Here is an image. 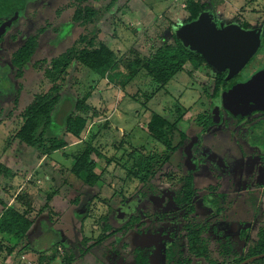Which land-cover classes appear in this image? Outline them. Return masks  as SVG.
<instances>
[{"label": "rangeland", "instance_id": "obj_1", "mask_svg": "<svg viewBox=\"0 0 264 264\" xmlns=\"http://www.w3.org/2000/svg\"><path fill=\"white\" fill-rule=\"evenodd\" d=\"M72 1H75L76 5L66 9V5ZM178 2L185 4L186 0H88L84 5L99 12L95 23L102 31L100 38L108 39L110 48L119 56L135 49L139 55L150 57L174 34L163 15ZM79 6V0H27L24 12L18 17L19 21L12 25L0 44V70L7 69L10 74L13 72L11 56L25 44L28 37L37 34L41 28H46L40 39V48L31 64L26 67L24 77L19 78L17 74L7 75L8 77L5 75L4 80L8 78L9 82L0 78V162L16 173L15 180L0 176V190H5L0 196L9 202L10 206L25 213L28 209L15 201L20 193L25 194L23 186L31 185V192H34V184L45 188L41 194L40 206L34 205V209L28 214L30 220L34 221V230L30 234L29 242H22L19 249L13 251L17 240L0 235V264H36L40 258L35 250H46L47 254H55L57 260L54 264H63L65 249L71 248L77 252L82 237L96 240L100 236H104L105 241L75 264H114L117 260L119 264H124L129 249L137 247L136 232L128 230L124 235H113L103 232V228L111 213L120 212L144 190L145 183L127 177L128 173L124 168H131L129 157L150 153L156 154L160 160L164 155L168 157L158 174L149 181V186L157 187L159 194H166L169 200L165 209L157 213L165 220L154 222L156 226L148 227L146 234H177L184 246L185 256L189 257L187 240L178 234L182 227L193 221L203 224L206 219L219 215L215 205L213 206V200H218V195L232 194L231 202L236 205L238 199H242L240 196L245 194V211L250 219L254 217L252 222L239 225L236 232L231 233V223L214 221L210 223L207 235L211 241V260L236 264L246 257L249 246L256 241L258 231L264 224V160L260 161L257 157H264V135L258 136L251 131L245 134L240 131L237 137L234 125L230 124L237 117L232 118L233 115L226 109L216 110V87L220 78L214 69L195 70L188 64L184 73L178 75L163 91L155 94L151 91L150 79L144 73L125 89H120L107 78L92 71L78 67L70 68L71 76L61 94L70 98L74 104L80 102L92 107L89 114L91 117L95 115L93 119L101 126L97 146L102 149L105 157L93 156V161L96 172L104 173V181L98 182L93 188L71 176L62 175L64 170L73 165L71 154L79 146L70 148L67 151V154H70L68 157L61 153L53 154L51 161L54 163L49 161L54 165V169L50 170L53 172L45 169L48 166L43 161L38 162L41 156H36L33 149L18 143L8 148V141L21 121L20 115L36 95L50 92L53 84L45 76V72L53 71L52 60L68 50L79 35L80 30L75 35L69 33L72 29V14ZM215 11L217 15L218 9L215 8ZM218 19V25H238L240 21H249L248 29L264 28V0H224L218 12ZM1 20L8 21V18L2 17ZM239 25L244 28L243 24ZM221 103L224 105L222 99L219 105ZM67 109L65 104L61 107V118ZM147 109L169 119H173L177 109L185 110L178 124L179 128L187 134L194 146L210 151H205L208 167L203 169V166L198 164L195 168L201 176L197 179L195 212L189 216H186L185 209L176 207L172 200L184 186L185 157L181 151L170 153L140 131L137 124ZM207 119L217 122L216 127L203 126L201 123L207 122ZM248 121L247 124L251 125L254 120ZM107 123L106 127L104 124ZM221 126L223 127L220 131ZM239 129L236 128V131ZM113 157L116 162L108 165V159ZM230 164L235 167L226 171L231 169ZM191 167V163H188V168ZM24 170H27V174ZM37 170L41 172L38 176L35 175ZM206 172L209 178L204 175ZM211 172L214 175L223 172L225 182L213 180ZM21 180H25L23 185ZM212 184H224L223 189L217 193L208 191ZM145 185L147 186V183ZM37 186L35 185L36 189ZM145 190H148V187ZM49 195L53 196L50 217L47 211L40 213ZM206 197L211 199L206 200ZM147 201H144L145 204ZM223 208L224 212L225 209L228 210L225 215L230 219L237 214L236 207ZM88 210L89 215L84 219ZM138 213L147 215L143 211ZM221 215L224 216L223 212ZM110 220L114 225L113 230H118L120 226L113 218ZM145 222H148L147 219ZM215 228L217 230H214ZM242 232L246 233V237ZM58 242L62 245L54 249L55 243ZM28 243L31 251L19 253L20 249L29 246ZM226 243L230 244L231 250L225 248ZM169 244L170 242H164L152 252V264L164 263L163 251ZM228 250L229 255L221 256V252ZM191 259L192 264H210L203 259Z\"/></svg>", "mask_w": 264, "mask_h": 264}, {"label": "trees", "instance_id": "obj_2", "mask_svg": "<svg viewBox=\"0 0 264 264\" xmlns=\"http://www.w3.org/2000/svg\"><path fill=\"white\" fill-rule=\"evenodd\" d=\"M26 1L0 0V27L6 25L8 22L1 20L2 17L7 16L9 20L14 16L15 12L23 13ZM87 1L79 0L80 6L72 14V29L69 33L70 35L73 33L75 35L80 30L79 35L74 39L72 46L68 50L59 58L52 60L53 71L45 72V76L53 84L50 92L36 95L33 102L23 111L20 115L21 121L17 126L18 129L13 132L12 137L8 141V148H12L13 145L18 143L39 152L41 157L52 156L55 153H61L68 157L70 154H67V151L73 146H79L71 154L73 165L64 170L62 175L71 176L77 181L93 188L98 182L104 181V173L98 174L96 172V165L93 161V156L105 157L102 149L97 146L101 126L93 119L95 115L91 117L89 114L92 107H88L80 102L74 104L70 98H65L61 94V90L65 87L71 76L69 69L73 67L87 69L103 78H107L111 84H115L120 89H125L144 73L150 79L151 91L155 94L161 92L178 75L184 73L185 66L188 64L195 70L211 68L200 54L191 52L183 46L182 42L176 38L175 30L196 21L201 14L209 11L214 16L215 22L218 23V12L224 4V0H186L185 4L178 2L176 5H173L164 13L163 19L174 30V34L150 57L139 55L135 49H131L126 55L119 56L115 50L110 48L108 39L100 38L102 31L95 23L99 12L93 7L85 6L84 4ZM75 5L76 2L72 1L66 5V9L73 8ZM215 8L218 9L217 15L215 14ZM239 24L244 25V30H251L248 29L250 26L249 21H240ZM239 26L241 27V25ZM45 32L46 28H41L37 34L26 39L25 44L11 56L10 64L13 72L8 74L7 69L0 70V78L2 80L6 78L5 75L17 74L19 78L24 77L26 67L31 64L39 50L40 39ZM3 40L4 37L0 39V44ZM132 56L135 58L131 59ZM218 75L220 80L216 87V106L220 98H222L225 105L228 87L227 82L223 79L224 75L221 73H218ZM4 82H9V79L7 78ZM0 88H2L1 85ZM64 104L68 106V109L63 114L64 117L61 118L60 113L63 110H60ZM218 107H220L219 104ZM225 108L227 109L226 105ZM228 111L236 116L230 110ZM184 112L185 110L177 109L173 119H169L147 109L143 118L139 120L137 127L150 139L161 144L167 151H170V153L173 154L178 151L183 153L184 146H187L186 144L190 141L187 134L178 126ZM104 125L107 127L108 123ZM206 125H212L210 119H207ZM191 152H188V149L184 150V155L185 157L187 156V159H189ZM129 159L132 163L131 168H124L128 173L127 177L129 176L132 178L131 180H137L143 184L147 183V186L144 184L143 188L145 190L148 187V190H141L139 192V199L145 200L149 199V196H158V190L153 186H149V181L158 174L165 161L168 160V157L164 155L160 160L156 154L150 153L137 157L132 155ZM113 162H116L115 157L108 159V165H111ZM0 176H3L5 179L11 178V180H15L16 173L0 162ZM4 192L5 190H0V195ZM197 194L198 191L196 190L193 173L191 169H186L184 186L181 192L173 196V203L176 207L185 209L186 216H189L195 212L193 201ZM52 200V195L46 197V202L41 208L40 213L47 211L48 216H51L50 203ZM15 201L26 207L28 211L22 213L16 207L8 206L6 200L0 196V235L17 240L16 246L12 249L13 251L15 249L18 250L19 244L22 242H29L30 234L34 230V221H31L28 217L29 212L34 209V198L28 194L20 193ZM111 214L114 215V213ZM88 215L89 210L84 215V219ZM211 221H214V217ZM215 221L217 222L218 219L215 218ZM137 222L138 220L134 219L123 230L128 231L130 229L139 234L144 233L143 225H138ZM212 222L208 221L204 225L196 224L194 221L188 222L181 229L179 236L184 235L183 237H186L188 251L191 256L208 261L210 264H224L213 261L210 258L211 241L207 238V233ZM113 227L114 225L108 218L105 220L103 232L112 233ZM214 230H217V228ZM112 234L115 235L114 233ZM104 241V236H100L96 240L82 237L80 241L81 245L77 252L71 248L65 249L62 263L75 264L79 259L87 256L94 247ZM58 245L62 244L59 242L55 243L54 249ZM181 248L180 244L176 243L173 245L168 253V264H191L188 258H183V253L180 252ZM225 248L231 250L230 244L226 243ZM31 249L29 245L20 249L19 253L22 254L25 251H31ZM229 250L228 252H221V256L226 257L229 255ZM35 251L39 254L40 258L36 264H54L57 260L55 254H47L46 250ZM175 251L182 255L176 258ZM259 255H264V224L258 231L256 241L249 246L246 257L237 261L236 264H241L245 260ZM251 264H264V259Z\"/></svg>", "mask_w": 264, "mask_h": 264}, {"label": "flooded vegetation", "instance_id": "obj_3", "mask_svg": "<svg viewBox=\"0 0 264 264\" xmlns=\"http://www.w3.org/2000/svg\"><path fill=\"white\" fill-rule=\"evenodd\" d=\"M16 2H19V0H16ZM18 14L20 15L19 12H18ZM14 16H15V14H14ZM259 28H262V31H263V33H262V44H261V47H260L258 53L249 62V64L246 66V68L239 75L235 76L230 81H226V78L228 76V72L221 73V74L224 75L223 79L228 84V87H227V90H226L227 94H228V92L231 90V88L235 84L247 81L253 74H255L257 71L261 70L264 67V28L263 27H259ZM255 29H258V28H255ZM221 99L222 98L219 99L218 104L220 103ZM223 103H224V101H223ZM218 104L216 106V110L218 108L219 109L220 108L221 109H226L224 107V105H222V103L219 105L220 107H218ZM225 114L226 113H224V117H225ZM234 117H237V119L233 120V122H230V124L234 125L233 128L235 129L234 131H235V135L237 137H238L240 131H243L245 134L248 133L249 131H251L252 134H255V135H258V136H263L264 135V109L254 110L252 112H249V113H246V114H240V115H236V116L233 115L232 118H234ZM248 119H253L254 120L253 123H251V125L247 124L249 122ZM211 123H212V125H210V126H215L216 127L217 122L211 121ZM201 124L203 126H205V122L201 123ZM222 127L223 126H221L220 131L222 130ZM242 127H244V128L242 129ZM236 128L239 129V130L236 131ZM218 133H220V132L218 131ZM186 145L187 146H184V148H183V153L182 154L184 155V150H186V149H188V152H190V151H192V152L189 154V159H187V156L185 157V155H184L185 160H186L184 164L186 165V169H190V168H188V163H191V165H192L191 171L193 173V179H194V182H195V186L197 187V179H198V177L201 176V174L198 171H196L195 168H196V166L198 164H199V166L200 165L203 166L202 167L203 169L205 168V166L208 167V164H207V161H206L207 154H205L206 150L202 149L203 147L198 148L197 146H194L192 140L189 141L188 144H186ZM207 152H210V151H206V153ZM209 157L210 158L212 157L211 153H209ZM257 157L260 159V161L264 160V157L262 158L261 156H258V155H257ZM222 165H224V164H222ZM230 166H231V169L226 170V171H231V170H233L232 167H235L234 164H230ZM227 168H229V166H227ZM223 171L225 172V169ZM208 173H210L209 170H208ZM208 173L206 172L204 175L206 177H208V175H209ZM222 174H223V172H219L217 175L213 174V176H212L213 180H215V179L221 180L224 183L225 182L224 174L223 175ZM223 185L224 184H222L221 186L212 184V186L209 187L208 191H212L214 193H217L220 189H223ZM153 187L157 189V187H155V186H153ZM196 190H197V188H196ZM260 191H261V189H260ZM262 191L264 192V188H262ZM231 195L232 194H228L227 195V194L223 193L222 195H218V197H219L218 200H216V201L213 200V206L215 205L216 210H217V214H219V215H214V216H212V218L206 219V221L204 223H206L208 221L211 222V220L214 217V221H215V218L218 219L217 223H222V224L231 223L232 226L230 225L231 226V230L230 231H231V233H235L237 227L239 228V225H241V224L244 225L245 223H248V222L251 223L252 222L254 217L252 219H250V217L248 215H246V211H245V206H246L245 203H246L247 200H245L244 198H246V195L245 194L241 195L240 197L242 199H238V203L236 205L232 204ZM237 195L235 196V198L237 197ZM248 196H250V195L248 194ZM162 199H164V201ZM207 199H211V197H206V200ZM145 200H148L147 204H145V202H144ZM145 200H141V199H139V197L135 198L134 200L130 201L129 204H127L123 209H121L120 212H118L117 214L111 215L109 217L110 219L113 218L114 221H116L117 225L120 226V228L118 230H112V233H114L115 235H120V234L124 235L126 232H128L127 230H123V228L126 227L127 225H129L132 221H134V219L138 220V222H137L138 225H140V224L143 225V231H145L144 233L139 234L138 232L132 230V231L136 232V234H137V238H138L137 239V247H133V248L129 249V255H128L127 259L124 260L123 263L124 264H152V262L154 260V255H153L152 252H154V250L156 248H158L160 246V244H162L164 242H170V244L163 251V255H164V263L163 264H168V258H167L168 257V253H169L170 249L173 247V245H175L176 243L180 244V247H182L180 249V252L183 253V258H188L191 261V264H192L193 261H192L191 257H193V256H191V255H189V257L185 256L184 246L181 243V241H178L179 237L177 236V234H172V235H170L169 233L168 234H161V237H165L166 240H164L158 246H153V245L141 246L140 245L141 244V237L143 235H146L147 228L151 227V226H156L154 224V222H158V221L161 222V221L165 220V218L159 216L157 213L161 212V211H163L165 209L169 198H168V196L166 194H159L158 196H149V199H145ZM193 202H194L193 204H194V207H195V201H193ZM145 206H149L151 208L148 209V208H145ZM223 206L224 207L227 206L228 208L230 206V209H232L231 207H234V208L236 207L237 210H235V209L234 210L237 212V214H234L232 216V218L230 219L228 216L225 215L228 210L225 209V212L222 210ZM129 207H130V209H129ZM138 211H143V212L147 213V215L145 216V214H139V213L137 214ZM221 212H223L224 216L221 215ZM145 219H147L148 222H145ZM204 223L202 225H204ZM207 234H209V229H208V233ZM242 234L245 235V237H246V233L242 232ZM151 235H160V234L156 233V234H151ZM184 238H185V240H187L186 237H184ZM114 244H116V242ZM181 255H182L181 253L179 254V253L176 252V258L178 256H181ZM114 264H119V261L117 260Z\"/></svg>", "mask_w": 264, "mask_h": 264}, {"label": "water", "instance_id": "obj_4", "mask_svg": "<svg viewBox=\"0 0 264 264\" xmlns=\"http://www.w3.org/2000/svg\"><path fill=\"white\" fill-rule=\"evenodd\" d=\"M18 17L16 12L6 25L0 27V39ZM262 33V28L244 30L237 24L218 25L210 11L175 30L176 38L185 48L200 54L217 73L228 72L226 81L239 75L258 53L262 44ZM225 105L236 115L264 109V67L247 81L235 84L227 94ZM164 240L166 238L161 235L146 234L141 237L140 245L158 246ZM261 259H264V255L252 257L242 264H251Z\"/></svg>", "mask_w": 264, "mask_h": 264}, {"label": "crops", "instance_id": "obj_5", "mask_svg": "<svg viewBox=\"0 0 264 264\" xmlns=\"http://www.w3.org/2000/svg\"><path fill=\"white\" fill-rule=\"evenodd\" d=\"M70 148V147H69ZM33 153H35V155L37 156H40V153L37 152V151H34ZM38 158V157H37ZM42 158V159H41ZM40 159H38V162H44L45 165H47L48 167H46L45 169L48 171V172H53V171H50L52 169H54V165H51L49 163V161H51L52 159V156H44V157H41ZM52 162V161H51ZM54 163V162H52ZM25 173L27 174V170H24ZM41 173V172H40ZM39 173V170H37L36 172V176L40 175ZM18 180V179H17ZM20 183H22V185L25 183V180H21ZM26 185V184H25ZM25 185L23 186V189L25 191V194H28L30 196H32L34 198V205L36 206H40L41 204V199H42V193L43 191L45 190V188H42V187H38L37 184H34V192H31L29 189H31V185L25 187ZM35 185L38 187V189H36ZM19 188H20V185H19ZM44 196V195H43ZM6 203H8V206H9V202L6 201ZM44 205V204H43ZM42 205V206H43Z\"/></svg>", "mask_w": 264, "mask_h": 264}, {"label": "built area", "instance_id": "obj_6", "mask_svg": "<svg viewBox=\"0 0 264 264\" xmlns=\"http://www.w3.org/2000/svg\"><path fill=\"white\" fill-rule=\"evenodd\" d=\"M23 258H25V257H23Z\"/></svg>", "mask_w": 264, "mask_h": 264}]
</instances>
